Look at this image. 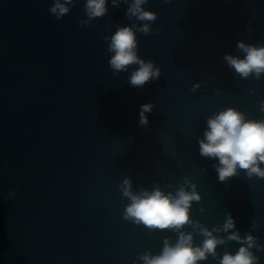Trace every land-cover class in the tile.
<instances>
[{
  "label": "water",
  "instance_id": "95a60500",
  "mask_svg": "<svg viewBox=\"0 0 264 264\" xmlns=\"http://www.w3.org/2000/svg\"><path fill=\"white\" fill-rule=\"evenodd\" d=\"M61 2L69 10L58 16L55 0H0V264H144L180 232L201 244V228L223 242L198 264L246 243L231 232L251 234L264 264V176L238 168L220 180L199 145L226 108L264 120V71L244 76L225 59L245 55L239 42L264 45V0H145L152 20L128 14L132 0H107L95 17L86 0ZM124 25L160 70L142 85L130 81L137 63L109 62ZM126 179L132 192L195 190L190 222L160 229L126 217ZM229 216L235 227L224 230Z\"/></svg>",
  "mask_w": 264,
  "mask_h": 264
},
{
  "label": "clouds",
  "instance_id": "9594fccd",
  "mask_svg": "<svg viewBox=\"0 0 264 264\" xmlns=\"http://www.w3.org/2000/svg\"><path fill=\"white\" fill-rule=\"evenodd\" d=\"M115 4L117 0H112ZM145 0H132L127 13L140 20L155 19L156 13L142 7ZM86 9L90 17L101 16L107 11V0H86ZM66 4L55 0L51 11L58 16L68 11ZM140 30L148 32L150 25L145 23ZM239 47L244 51L243 57L226 55L228 63L244 76L255 72L257 76L264 71V45H247L239 42ZM136 32L133 26L124 25L110 37L109 50L112 52L110 65L115 70H126L127 66L137 63L131 75L133 85H142L150 78L159 76V68L153 66L152 61H144L137 55ZM152 104L141 105V123H147V111ZM207 128L203 138L199 140L202 155L215 157L217 173L220 180L236 173L238 168L247 169L249 174L256 173L264 176V120L246 119L239 110L229 107L221 110L207 121ZM124 193L130 198L124 215L142 222L148 227L179 229L186 222H190L189 206L193 199H199V194L187 191L184 187L177 189L175 194L165 193L159 187L152 190L143 189L132 192L130 182L126 179ZM195 186L193 185V189ZM235 227L234 218L229 216L224 225V230ZM205 239L201 244L193 243L192 233L180 232L178 240L172 244L165 240L164 247L159 254H142L144 264H198L206 258L207 253L216 254V245L223 242V238L216 237L208 228H201ZM230 239L244 240L235 253L225 252L221 257V264H254L257 257L252 253L251 246L254 237L249 234L241 237L238 232L229 233Z\"/></svg>",
  "mask_w": 264,
  "mask_h": 264
}]
</instances>
